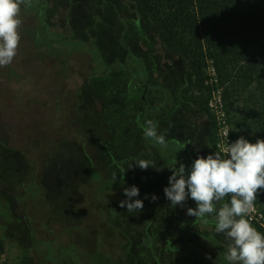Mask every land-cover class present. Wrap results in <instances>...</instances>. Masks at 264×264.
Masks as SVG:
<instances>
[{
    "label": "rangeland",
    "instance_id": "rangeland-1",
    "mask_svg": "<svg viewBox=\"0 0 264 264\" xmlns=\"http://www.w3.org/2000/svg\"><path fill=\"white\" fill-rule=\"evenodd\" d=\"M136 1L138 12L126 0H42L51 28L59 24L67 35L73 28L75 36L83 30V40L88 39L85 29L95 26V16H103L102 23L88 32L96 33L102 57L127 63L138 53L148 69V83L156 86L153 92L136 90L135 83L128 85L133 81L124 70L91 77L93 61L82 42L76 51L53 49L54 59L36 60L37 51L28 48L35 33L34 12L21 5L18 53L10 65L0 67V236L5 242L0 264H69V260L76 264L74 259H80L83 249L91 262L131 264L137 217L150 220L155 210L165 209L164 223L181 222L174 218L179 213L187 224L193 221L186 211L196 207L194 201L172 208L163 192L173 166L171 158L164 156L170 145L154 148L145 142L141 121L156 125L158 134H164L166 142L180 152L182 163L184 146L193 159L216 151L223 158L222 149L234 142L220 112L217 88L208 94L206 112L181 99L183 66L158 41L146 16V0ZM86 11L94 18H87ZM120 17L126 19L124 25ZM260 59L264 62V54ZM56 63L63 66L54 80ZM205 72L208 82L215 83L209 63ZM145 108L147 113L140 118ZM54 141L56 146H51ZM141 159L155 160L162 171L141 170L134 164ZM129 160H134L131 169ZM133 185L140 195L132 199L154 204L150 213L143 210L139 215L119 207V201L126 199L123 189ZM145 194L149 199H144ZM152 194L157 201L149 202ZM228 201L230 197L224 202ZM247 219L264 233L260 205L255 204ZM217 235L226 250L224 236ZM188 236L194 241L193 227ZM68 242L83 249L68 248ZM187 252L195 254L192 248ZM210 255L206 264H216ZM190 261L203 264L204 258L194 256Z\"/></svg>",
    "mask_w": 264,
    "mask_h": 264
},
{
    "label": "trees",
    "instance_id": "trees-1",
    "mask_svg": "<svg viewBox=\"0 0 264 264\" xmlns=\"http://www.w3.org/2000/svg\"><path fill=\"white\" fill-rule=\"evenodd\" d=\"M104 1L100 0L102 3ZM126 1L134 4L135 10H138L136 0ZM29 3L27 7L34 12L35 33L29 38L28 48L37 51L36 60L52 58L53 49L61 52L63 48L67 51L68 47L70 51H76L78 43L82 42L93 61L91 77L124 70L133 81L128 85L135 83L136 90L153 92L156 89L155 85L148 83V69L138 53L131 55L127 63L107 61L102 57L95 41L96 33L91 36L88 32L91 29L94 31L96 24L102 23L100 17L103 16L94 15L97 21L92 24L95 26L85 29L87 32L84 36L88 39L83 40V30L80 36H75L73 28H69L72 33L69 35L61 31L59 24L55 25L58 28H51L42 0H30ZM145 6L146 16L156 29L158 41L183 66L185 85L181 88V99L206 112L208 94L217 88L229 136L234 141L243 136L251 143L264 139V62L260 59L264 54V0H146ZM84 15L90 18L92 12L86 11ZM119 19L124 25L126 19ZM134 24L137 28L140 25L138 15ZM208 63L214 72L215 83L208 82L205 72ZM56 65L54 80L57 74L61 75L58 68L63 66L61 63ZM146 113V108L142 109L140 118ZM140 125L145 129L144 121ZM144 140L150 146H157L151 138L144 137ZM56 143L54 141L50 145L56 146ZM255 204L260 205L264 212V193L258 196ZM153 206L144 203L146 208L143 210L150 213ZM154 214L150 220L144 217L138 220L137 217L133 224L131 264H194L190 261L194 256L204 258L203 264H206L210 260L205 258V254L209 253L214 256L216 264L225 263L226 250L214 232L215 221L211 217L207 224L202 220L195 221V217L187 224L179 213L174 218L181 219V222L164 223L165 209L155 210ZM203 225L208 228H203ZM191 227L195 232L194 241H190L188 236ZM138 230H142V234ZM61 241H65V237ZM74 245L77 249H83V245L74 242H70L68 248L74 250ZM4 248L5 242L0 236V255ZM191 248L194 255L187 252ZM82 251L80 259H74L76 264H98L91 262L88 253L84 249Z\"/></svg>",
    "mask_w": 264,
    "mask_h": 264
},
{
    "label": "clouds",
    "instance_id": "clouds-1",
    "mask_svg": "<svg viewBox=\"0 0 264 264\" xmlns=\"http://www.w3.org/2000/svg\"><path fill=\"white\" fill-rule=\"evenodd\" d=\"M29 2L0 0V67L10 65L18 53L21 5L27 6ZM145 123L144 136L166 146V137L158 134L156 125L151 120ZM222 151L223 158L216 151L207 157L198 156L190 167L176 161L169 167L171 175L168 186L163 189L165 198L172 208H184L191 199L196 207H187L186 215L205 224L209 217L214 219V232L222 234L226 241L224 259L228 264H264V233L247 219L258 196L264 193V139L251 143L240 136L232 143L227 142ZM134 164L141 170L151 167L162 171L156 168L155 160L141 159ZM128 167L133 168V163ZM113 179H117L115 173ZM123 194L126 199L119 201L120 208L130 213L143 211V200L132 199L140 195L138 187H125ZM226 197L230 201L224 202ZM144 199H149V195L145 194ZM157 200L152 194L149 202ZM205 258L212 259L210 254H205Z\"/></svg>",
    "mask_w": 264,
    "mask_h": 264
},
{
    "label": "flooded vegetation",
    "instance_id": "flooded-vegetation-1",
    "mask_svg": "<svg viewBox=\"0 0 264 264\" xmlns=\"http://www.w3.org/2000/svg\"><path fill=\"white\" fill-rule=\"evenodd\" d=\"M168 143H170L169 145H170V147H168V151H167V154L165 153L164 154V156H169L171 159H169V162H170V164L173 162V165L175 164V162L174 161H176V160H178V162H179V160H180V158H181V155H180V152H178L176 149H175V147H172L171 146V142H168ZM166 147V146H165ZM155 148V147H154ZM183 151H184V155H185V157H186V159H188V160H186L185 159V165L186 164H189V166L191 165V163H192V161L194 160L193 159V155H192V153L189 151V149L188 148H186V146H184L183 147V149H182ZM172 154H173V156H175L174 158H172L171 156H172ZM179 164V163H178ZM177 164V165H178ZM172 165V164H171Z\"/></svg>",
    "mask_w": 264,
    "mask_h": 264
},
{
    "label": "crops",
    "instance_id": "crops-1",
    "mask_svg": "<svg viewBox=\"0 0 264 264\" xmlns=\"http://www.w3.org/2000/svg\"><path fill=\"white\" fill-rule=\"evenodd\" d=\"M126 162V161H125ZM131 162H133L134 163V160H132ZM131 162H130V160H129V162H128V166L131 164ZM125 165H126V163H125ZM123 167L125 168V166L123 165Z\"/></svg>",
    "mask_w": 264,
    "mask_h": 264
},
{
    "label": "built area",
    "instance_id": "built-area-1",
    "mask_svg": "<svg viewBox=\"0 0 264 264\" xmlns=\"http://www.w3.org/2000/svg\"><path fill=\"white\" fill-rule=\"evenodd\" d=\"M219 104H220V101H219ZM220 112H221V115L223 116V111L221 110V105H220Z\"/></svg>",
    "mask_w": 264,
    "mask_h": 264
}]
</instances>
